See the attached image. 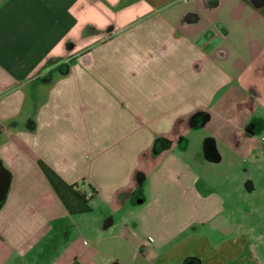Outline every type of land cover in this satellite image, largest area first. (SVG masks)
I'll return each instance as SVG.
<instances>
[{"label":"crops","instance_id":"0c3cea01","mask_svg":"<svg viewBox=\"0 0 264 264\" xmlns=\"http://www.w3.org/2000/svg\"><path fill=\"white\" fill-rule=\"evenodd\" d=\"M258 197L264 0H0V264H264Z\"/></svg>","mask_w":264,"mask_h":264},{"label":"rangeland","instance_id":"374dc122","mask_svg":"<svg viewBox=\"0 0 264 264\" xmlns=\"http://www.w3.org/2000/svg\"><path fill=\"white\" fill-rule=\"evenodd\" d=\"M247 167V169H249L250 167L249 166H245V168ZM138 196V195H137ZM241 199H243V201L245 202L246 200H247V198H245V197H240V200ZM249 200V199H248ZM263 200H264V197H258V198H255V203L257 204V205H260V204H262L263 203ZM134 199H132V201H131V204L132 205H136V204H134ZM248 201H246V203H247ZM256 215L257 214H249V216H248V218L249 219H254L255 217H256Z\"/></svg>","mask_w":264,"mask_h":264},{"label":"built area","instance_id":"2783aa9c","mask_svg":"<svg viewBox=\"0 0 264 264\" xmlns=\"http://www.w3.org/2000/svg\"><path fill=\"white\" fill-rule=\"evenodd\" d=\"M147 245V243L145 244V246Z\"/></svg>","mask_w":264,"mask_h":264}]
</instances>
